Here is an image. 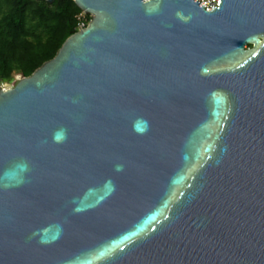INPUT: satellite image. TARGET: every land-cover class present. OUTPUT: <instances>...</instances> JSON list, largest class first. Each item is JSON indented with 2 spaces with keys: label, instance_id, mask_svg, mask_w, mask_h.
<instances>
[{
  "label": "water",
  "instance_id": "water-1",
  "mask_svg": "<svg viewBox=\"0 0 264 264\" xmlns=\"http://www.w3.org/2000/svg\"><path fill=\"white\" fill-rule=\"evenodd\" d=\"M72 1L0 85V264H264V0Z\"/></svg>",
  "mask_w": 264,
  "mask_h": 264
},
{
  "label": "trees",
  "instance_id": "trees-1",
  "mask_svg": "<svg viewBox=\"0 0 264 264\" xmlns=\"http://www.w3.org/2000/svg\"><path fill=\"white\" fill-rule=\"evenodd\" d=\"M90 19L72 0H0V84L30 76Z\"/></svg>",
  "mask_w": 264,
  "mask_h": 264
},
{
  "label": "built area",
  "instance_id": "built-area-1",
  "mask_svg": "<svg viewBox=\"0 0 264 264\" xmlns=\"http://www.w3.org/2000/svg\"><path fill=\"white\" fill-rule=\"evenodd\" d=\"M199 2L200 6L207 12L213 10V8H217L219 5V0H195Z\"/></svg>",
  "mask_w": 264,
  "mask_h": 264
},
{
  "label": "rangeland",
  "instance_id": "rangeland-1",
  "mask_svg": "<svg viewBox=\"0 0 264 264\" xmlns=\"http://www.w3.org/2000/svg\"><path fill=\"white\" fill-rule=\"evenodd\" d=\"M20 76H17L16 78H19ZM2 85L4 88L8 87L10 84H0Z\"/></svg>",
  "mask_w": 264,
  "mask_h": 264
}]
</instances>
